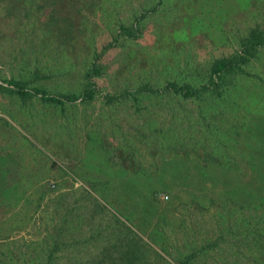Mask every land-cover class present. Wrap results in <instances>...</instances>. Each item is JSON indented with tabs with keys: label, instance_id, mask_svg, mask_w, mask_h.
Returning a JSON list of instances; mask_svg holds the SVG:
<instances>
[{
	"label": "rangeland",
	"instance_id": "1",
	"mask_svg": "<svg viewBox=\"0 0 264 264\" xmlns=\"http://www.w3.org/2000/svg\"><path fill=\"white\" fill-rule=\"evenodd\" d=\"M156 3L0 0V171L8 168L9 181L0 197V264H179L169 252L212 233L214 208L205 199L203 207L186 193L172 197L152 187L149 204L147 181L134 197L99 163L129 165L135 149L141 165L159 173L151 140L160 141L173 111L189 135L204 127L194 126L198 103L163 92L166 85L205 80L214 60L239 49L248 29L263 20L264 0H163L151 10ZM248 70L251 75L229 79L238 106L223 102L217 120L209 118L228 129L216 133H226L227 148L212 155L195 146L197 160L216 157L249 172L244 133L250 116L264 113V49ZM89 71L98 89L93 100L57 104L2 88L6 79L29 80L28 91L78 95L89 87ZM117 93L122 98L111 100ZM216 252L200 264H221L225 252ZM247 253L259 252L246 250L238 264H257Z\"/></svg>",
	"mask_w": 264,
	"mask_h": 264
},
{
	"label": "trees",
	"instance_id": "2",
	"mask_svg": "<svg viewBox=\"0 0 264 264\" xmlns=\"http://www.w3.org/2000/svg\"><path fill=\"white\" fill-rule=\"evenodd\" d=\"M162 3L163 0H158L151 10ZM145 15L142 14L137 20L139 21ZM121 26L130 36H137L132 31L134 27L125 24ZM108 45L113 46L112 43L104 45L102 51ZM263 49L264 18L248 29L240 41L239 49L223 54L214 60L205 80L175 79L168 82L163 92L171 91L180 98L191 99L198 103L197 118L199 121L193 116V122H195L194 126L202 122L204 127L199 131L197 129V134L189 135V126L182 125L178 110L173 111L171 126L159 130L160 141L151 140V145L158 146L156 155L159 158L157 166L159 173L155 175L150 172V167H146V164L143 167L140 159L135 155V149L126 158L129 165L122 161H114V166H110L105 158L99 163V168L106 170L109 174L115 173L123 190L134 197L142 191L141 188L146 186L147 181L151 186L147 191L149 204L153 203L151 196L156 193L152 187H157L172 193V197L186 193L192 197L191 202L203 207L204 202L208 201L211 207L209 210L214 208L212 233L202 236L201 241L198 239L189 241L187 238L184 249L176 252L168 251L179 264H200L204 257L208 255L214 257L211 251H217L218 254L225 252V255L219 254L221 257H218L221 264H238L240 257L244 256L243 252L246 254L248 250L254 254V248H257L259 253L257 257L254 254V258L247 253L249 258L257 264H264V113L254 112L248 119L247 127H249L244 133L250 139L247 141L248 149L245 156L250 168L249 172H243L235 165L217 160L216 157H206L199 161L191 155V151L199 145L212 151V155L221 154L220 149L227 148L224 138L226 133L221 135H216V133L220 134L221 131H228V129L222 128V125H215L217 123L210 122L209 118L216 119V111L220 109L223 102L235 103L238 106L234 101V83L230 84L229 79L237 75H251L248 69ZM98 72L99 70L95 68L94 74ZM87 77L90 82L89 87L78 95L71 93L52 95L38 86H33L32 90L28 91L26 87L32 82L29 80L6 79L8 86L3 85L2 88L11 91L16 89L15 92L24 98L36 92L41 94L44 100L57 104L79 99L93 100L98 92L97 83L92 72L89 71ZM142 90L144 93L145 87ZM121 93H125L124 97L132 94L137 98L131 92ZM121 93L112 95L111 100L122 98ZM186 117L187 115H184L185 120ZM195 135L199 138L193 140V143L188 141L187 138H193ZM213 138L214 141H212ZM94 153V149L90 146L89 159L92 157L94 159ZM131 170L133 174L128 172ZM144 170L146 174H142ZM7 171L8 168L0 171V197L6 194L9 185ZM94 183L97 184V182ZM95 190L98 194L101 191L97 187ZM145 230L147 231L146 228ZM151 240L160 245L152 237ZM83 241L86 242V240ZM123 259L127 260L125 257Z\"/></svg>",
	"mask_w": 264,
	"mask_h": 264
},
{
	"label": "built area",
	"instance_id": "3",
	"mask_svg": "<svg viewBox=\"0 0 264 264\" xmlns=\"http://www.w3.org/2000/svg\"><path fill=\"white\" fill-rule=\"evenodd\" d=\"M161 197L163 199H168L169 198V195L168 194H165V193H161Z\"/></svg>",
	"mask_w": 264,
	"mask_h": 264
}]
</instances>
